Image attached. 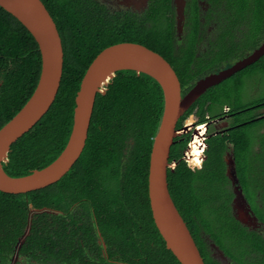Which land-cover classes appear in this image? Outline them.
Returning <instances> with one entry per match:
<instances>
[{"label":"flooded vegetation","instance_id":"obj_1","mask_svg":"<svg viewBox=\"0 0 264 264\" xmlns=\"http://www.w3.org/2000/svg\"><path fill=\"white\" fill-rule=\"evenodd\" d=\"M41 1L59 34L51 10L57 13L55 5L59 11L69 2L77 26L68 34H174L173 48L185 51L188 60L185 91L178 77L181 96L200 79L221 74L177 120L169 155L174 145L181 155L170 163L193 167L197 184L218 143L224 180L212 194L216 199L183 219L204 264H264V52L251 61L264 45V0H183L182 7L179 0ZM19 47L0 36V125L25 103L33 85L34 48ZM121 173L100 176L102 190L74 201L63 184L59 209L31 211L28 202L19 236L13 238L16 224L0 227V264H175L162 257L156 234L146 235V213L128 216L129 177ZM43 212L40 228L48 239L34 246L27 237Z\"/></svg>","mask_w":264,"mask_h":264},{"label":"trees","instance_id":"obj_2","mask_svg":"<svg viewBox=\"0 0 264 264\" xmlns=\"http://www.w3.org/2000/svg\"><path fill=\"white\" fill-rule=\"evenodd\" d=\"M69 7L72 8L73 3L60 6V12L55 5L57 13L51 10L56 16L61 31L59 35L64 53L58 92L46 114L11 145L8 161L3 164V169L11 176L24 175L32 169L42 168L61 152L71 130L74 97L81 77L91 60L104 46L130 41L158 52L180 77L184 91L187 88L185 86L187 55L185 51H176L173 48L174 34L159 32L144 34L141 38L132 34H68L65 32H74L77 26L76 15L67 10ZM170 25L171 23H168V26ZM0 36L12 40L17 48H20L21 43L29 44L34 48V58L37 63L35 62L34 67L33 85L28 92L30 96L38 80L40 67V54L36 42L30 32L2 7H0ZM162 105L161 88L151 76L144 73L136 74L133 70L117 71L112 82L107 85L105 94L96 95L87 139L78 160L63 177L45 188L21 194L0 191V227H12L16 224L13 238L19 236L23 231L28 202L35 208H61L63 197L60 192L63 184L66 192H69L67 197L71 201L83 196L90 197L95 191L102 190L104 178L100 176L120 175L122 164L124 172L121 174L129 177L124 187L129 192L128 207L131 213L128 216H133L134 212L143 215L146 213V235L150 232L155 233L162 257L168 255L175 264H180L164 245V240L151 217L147 195L149 154ZM8 119H5L2 125ZM175 147L176 145L172 146L169 162L178 159L181 155V149ZM194 150L198 152V149ZM221 153L218 143H213L209 160L205 163V172L197 184L193 182L191 176L193 167L188 166L186 162L180 161L173 169L168 168V190L186 222L191 219V213L196 207L216 199L212 194L219 190V185L224 180ZM122 157L125 158L123 163L120 161ZM196 171V174L201 172ZM14 212L18 213V217L14 216ZM196 213L198 214L199 211ZM43 215L44 212L34 218L27 237V241L34 246H37V242L48 239L40 228ZM54 217L57 218V215ZM9 237L8 235L7 238Z\"/></svg>","mask_w":264,"mask_h":264},{"label":"water","instance_id":"obj_3","mask_svg":"<svg viewBox=\"0 0 264 264\" xmlns=\"http://www.w3.org/2000/svg\"><path fill=\"white\" fill-rule=\"evenodd\" d=\"M180 7L183 0L178 1ZM0 7L14 16L33 36L40 52L41 66L36 85L17 112L0 127V191L12 194L45 188L63 177L80 157L88 135L97 93L105 94L107 85L119 70H133L151 76L162 91V112L149 154L147 194L154 224L165 247L180 264H204L189 229L175 206L167 183L170 147L177 135L176 122L188 106L221 74L200 79L183 96L180 81L170 63L158 52L140 43L120 41L104 46L91 60L74 97L72 126L61 152L42 168L20 176L3 169L11 145L29 131L49 110L55 100L63 68V47L56 24L41 0H0ZM180 13V12H179ZM264 52V45L251 61ZM235 69L225 71L224 77ZM31 211L42 210L29 205Z\"/></svg>","mask_w":264,"mask_h":264},{"label":"rangeland","instance_id":"obj_4","mask_svg":"<svg viewBox=\"0 0 264 264\" xmlns=\"http://www.w3.org/2000/svg\"><path fill=\"white\" fill-rule=\"evenodd\" d=\"M184 121H186V120H184ZM183 127L186 128V125H184Z\"/></svg>","mask_w":264,"mask_h":264},{"label":"built area","instance_id":"obj_5","mask_svg":"<svg viewBox=\"0 0 264 264\" xmlns=\"http://www.w3.org/2000/svg\"><path fill=\"white\" fill-rule=\"evenodd\" d=\"M185 160H188V158H187V157H185Z\"/></svg>","mask_w":264,"mask_h":264}]
</instances>
